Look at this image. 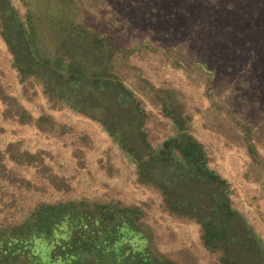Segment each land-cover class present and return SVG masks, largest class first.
I'll list each match as a JSON object with an SVG mask.
<instances>
[{
	"label": "rangeland",
	"instance_id": "obj_1",
	"mask_svg": "<svg viewBox=\"0 0 264 264\" xmlns=\"http://www.w3.org/2000/svg\"><path fill=\"white\" fill-rule=\"evenodd\" d=\"M10 1L22 19L31 17L46 44L68 18L110 32L122 43L144 41L165 48L174 44L172 52L187 58V65H174L164 50H150L149 45L142 55L132 56L131 63L155 86L178 91L190 116L189 130L202 142L209 166L229 182L233 206L264 242V171L251 165L245 146L232 133L228 137L223 127H217L220 119L213 120L208 97L211 83L215 89L222 87L224 95L234 92L229 115H221L225 126H234L239 119L231 111L245 112L244 118L250 113L251 120L257 112L262 115L264 97L255 88L257 83L264 87V0H70L69 11L60 0ZM183 40L188 42L184 46L180 44ZM191 58L205 61L207 68L210 64L216 76L190 65ZM135 67L130 74L138 70ZM246 77L251 78L249 87L244 85ZM0 94L15 98L34 118L47 115L52 121L42 128L34 121L21 123L5 113L9 106L0 99L3 161L17 179L31 185L24 188L18 180H0V220L16 219L38 201L116 200L138 206L155 248L178 264H220L219 253L203 246L199 225L163 209L160 194L137 182L135 164L96 121L53 105L36 81H20L1 36ZM247 102L253 107L249 111L241 108ZM145 108L148 136L156 145L172 128L154 105L145 102ZM244 118L239 126L245 125ZM9 143L19 151L36 154L39 160L35 164L14 162L6 150ZM261 144L257 148L264 158Z\"/></svg>",
	"mask_w": 264,
	"mask_h": 264
},
{
	"label": "trees",
	"instance_id": "obj_2",
	"mask_svg": "<svg viewBox=\"0 0 264 264\" xmlns=\"http://www.w3.org/2000/svg\"><path fill=\"white\" fill-rule=\"evenodd\" d=\"M60 1L69 11L72 2ZM68 19L46 44L30 16L22 19L10 0H0V36L20 81H36L53 105L96 121L135 164L137 182L160 194L163 209L199 225L203 246L219 253L220 264H264V242L233 206L229 182L209 166L202 142L189 130L190 116L178 91L155 86L131 63L132 56L142 55L147 45L150 50H164L176 66L187 65V58L172 52L174 44L165 48L144 41L122 43L110 32ZM190 62L216 76L205 61L191 58ZM134 67L138 70L130 74ZM250 80L246 77L244 85L249 87ZM256 85L255 91L264 97V87ZM221 88L215 89L214 83L208 88L213 120L220 119L217 127H223L228 137L232 133L245 146L251 165L264 171V158L257 148L262 143L264 149V110L254 120L250 113L244 118L245 112L231 111L239 119L234 126H225L221 115H229L234 92L224 95ZM0 99L9 106L5 113L21 123L34 121L38 128L52 123L47 115L34 118L9 95L0 94ZM145 102L154 105L172 128L156 145L148 136ZM241 108L253 107L247 102ZM243 118L245 125L239 126ZM15 147L14 143L6 147L14 162L39 160L36 154ZM0 180L31 186L6 167L1 152ZM141 217L138 206L116 200L38 201L18 218L0 220V264H178L155 248Z\"/></svg>",
	"mask_w": 264,
	"mask_h": 264
}]
</instances>
